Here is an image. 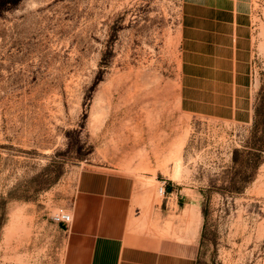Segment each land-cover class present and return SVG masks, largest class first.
<instances>
[{"label":"rangeland","instance_id":"374dc122","mask_svg":"<svg viewBox=\"0 0 264 264\" xmlns=\"http://www.w3.org/2000/svg\"><path fill=\"white\" fill-rule=\"evenodd\" d=\"M9 1L0 264H65L67 227L52 216L74 217L89 171L130 178L132 213L160 221L163 239L184 241L173 207L200 204L199 264H264V0H249L230 57L192 50L185 0Z\"/></svg>","mask_w":264,"mask_h":264},{"label":"crops","instance_id":"0c3cea01","mask_svg":"<svg viewBox=\"0 0 264 264\" xmlns=\"http://www.w3.org/2000/svg\"><path fill=\"white\" fill-rule=\"evenodd\" d=\"M249 2L185 0V5L194 10L188 18L189 35L202 39L200 44L192 43V50L207 47L226 57L235 53L248 30ZM203 23L205 31L201 34ZM80 186L73 206V222L66 230L65 264H199L203 219L200 204L189 200L177 209L172 208L178 218H170V212L167 215V222L175 225L174 236L184 240L179 242L163 239L161 222L156 218L146 225L140 212L132 213L135 185L130 178L89 171ZM187 209L193 210L194 217L185 213ZM195 220L199 221L198 226L194 225Z\"/></svg>","mask_w":264,"mask_h":264},{"label":"built area","instance_id":"2783aa9c","mask_svg":"<svg viewBox=\"0 0 264 264\" xmlns=\"http://www.w3.org/2000/svg\"><path fill=\"white\" fill-rule=\"evenodd\" d=\"M160 190L163 194L166 192L164 183L160 187ZM52 218L55 223L65 225L66 227L71 225L73 222V214L71 213V211H69L68 208L64 206L59 207L53 214Z\"/></svg>","mask_w":264,"mask_h":264},{"label":"trees","instance_id":"16d2710c","mask_svg":"<svg viewBox=\"0 0 264 264\" xmlns=\"http://www.w3.org/2000/svg\"><path fill=\"white\" fill-rule=\"evenodd\" d=\"M10 2L9 0H1L0 1V8L3 6V4ZM168 190L170 191V187L168 188Z\"/></svg>","mask_w":264,"mask_h":264},{"label":"bare ground","instance_id":"6f19581e","mask_svg":"<svg viewBox=\"0 0 264 264\" xmlns=\"http://www.w3.org/2000/svg\"><path fill=\"white\" fill-rule=\"evenodd\" d=\"M180 161V160H179ZM180 166V165H179ZM180 169V168H179ZM178 169V170H179ZM178 170H177V172H178ZM175 171V170H174ZM159 193H160V195H163V193H161V190L159 189Z\"/></svg>","mask_w":264,"mask_h":264}]
</instances>
